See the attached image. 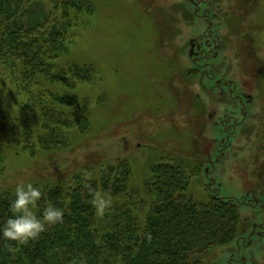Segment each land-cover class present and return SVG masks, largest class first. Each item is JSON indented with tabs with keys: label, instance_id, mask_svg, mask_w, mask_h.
<instances>
[{
	"label": "rangeland",
	"instance_id": "obj_1",
	"mask_svg": "<svg viewBox=\"0 0 264 264\" xmlns=\"http://www.w3.org/2000/svg\"><path fill=\"white\" fill-rule=\"evenodd\" d=\"M36 1L50 10L57 2L51 14L58 20L63 8L69 15L68 42L56 66L91 67L90 78L75 81L73 89L41 80L42 97L49 100V89L74 95L77 105L70 108L87 117L88 128L64 130L66 146L37 150L31 158L11 137L21 117L36 130L40 122L14 105V98L25 105L28 93L2 85L0 187L98 171L126 158L131 185L147 205L148 168L170 158L191 175L187 192L195 201L217 200L240 214L237 237L210 248L203 263L264 264V0ZM216 79L233 83L234 98H250L244 109L230 88L214 89ZM242 113L244 124L228 137L220 119L231 114L239 121ZM14 136L21 139L20 130ZM98 200L102 221L99 204L112 200ZM145 208L137 204L140 217ZM254 229L247 247L237 244Z\"/></svg>",
	"mask_w": 264,
	"mask_h": 264
},
{
	"label": "trees",
	"instance_id": "obj_2",
	"mask_svg": "<svg viewBox=\"0 0 264 264\" xmlns=\"http://www.w3.org/2000/svg\"><path fill=\"white\" fill-rule=\"evenodd\" d=\"M56 7L57 2L50 10L32 0H0V90L9 84L28 93L25 105L18 106L16 98L14 105L35 114L40 129L31 128L23 116L21 139L14 136L18 130L11 140L31 158L37 150L66 146L64 130L83 133L88 128L87 117L70 108L77 105L74 95L49 89L48 100L40 92L43 79L73 89L75 81L91 75L89 66H56L71 26L63 7L59 20L51 14ZM0 119H5L1 109ZM178 164L166 158L148 168L143 181V193L150 198L147 205L131 185L126 158L102 163L98 171L88 167L82 172L65 171L69 174L51 181L38 180L33 183L43 193L38 211L51 202L64 210L63 220L24 245L0 240V264H204L210 248L237 237L240 214L217 200L195 201L187 192L191 175ZM0 188L2 223L10 215L13 195L10 187ZM99 195L112 200L102 213L104 221L97 215ZM137 204L146 207L142 217L135 210Z\"/></svg>",
	"mask_w": 264,
	"mask_h": 264
},
{
	"label": "clouds",
	"instance_id": "obj_3",
	"mask_svg": "<svg viewBox=\"0 0 264 264\" xmlns=\"http://www.w3.org/2000/svg\"><path fill=\"white\" fill-rule=\"evenodd\" d=\"M12 195L13 199L9 202L10 215L0 223V240L24 245L37 239L46 227L62 222L64 210L51 202L38 211V202L43 193L33 183L22 179L14 181ZM109 203L108 200H102L99 211L102 213Z\"/></svg>",
	"mask_w": 264,
	"mask_h": 264
},
{
	"label": "flooded vegetation",
	"instance_id": "obj_4",
	"mask_svg": "<svg viewBox=\"0 0 264 264\" xmlns=\"http://www.w3.org/2000/svg\"><path fill=\"white\" fill-rule=\"evenodd\" d=\"M216 40L214 41V46H217L218 45V43H217ZM195 47H197V46L195 45L194 48ZM212 78H213V75H212ZM223 80L224 79H216L214 89L218 90L219 88H230V95L232 96V100L237 101L238 102L237 105H239L241 107V109H244V105H245L244 100H248L250 98L248 96H239V95H236V97L234 98L233 97L234 90L232 88L233 83L228 82V81H223ZM242 112L245 113L246 111H242ZM243 113L241 114V119L244 116ZM245 115H246V113H245ZM221 119H223V118H221ZM221 119H220V123L219 124H221L223 126L224 132H225V134L228 137L231 135L232 132H235L236 128L242 126L244 124L245 120H246V119H244V120L242 119V120L237 121L236 118L234 116H232L231 114H229V115L226 116L225 121L224 120H221ZM216 161H218V158L215 159V162L213 160L210 163L211 164L210 165L211 168H212V166H214V163H216ZM262 210L264 211V202H263V208H262ZM262 231H264V229ZM256 235H257V232L254 229L252 231V233L249 235V237H247V238L245 237V239H244V237L241 236L240 239H238L237 244H239L240 242H242V246L243 247H247V242L249 240H251L252 238H254ZM239 253H240V250H239ZM238 260H239V258H233V259H231L229 261V263L230 264H237L236 262ZM241 264H245L244 259H241Z\"/></svg>",
	"mask_w": 264,
	"mask_h": 264
}]
</instances>
